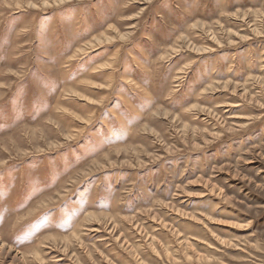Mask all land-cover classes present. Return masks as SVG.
<instances>
[{"label": "rangeland", "instance_id": "obj_1", "mask_svg": "<svg viewBox=\"0 0 264 264\" xmlns=\"http://www.w3.org/2000/svg\"><path fill=\"white\" fill-rule=\"evenodd\" d=\"M0 264H264V0H0Z\"/></svg>", "mask_w": 264, "mask_h": 264}]
</instances>
